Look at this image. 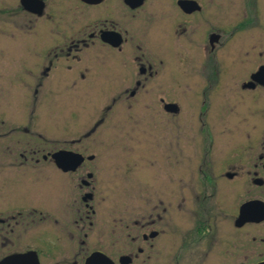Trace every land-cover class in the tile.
Segmentation results:
<instances>
[{
    "label": "flooded vegetation",
    "instance_id": "af4514ba",
    "mask_svg": "<svg viewBox=\"0 0 264 264\" xmlns=\"http://www.w3.org/2000/svg\"><path fill=\"white\" fill-rule=\"evenodd\" d=\"M5 1L11 30L37 44L13 79L33 102L47 85L108 95L48 150L29 142L34 109L0 111V264H264V0ZM115 106L168 146L131 161L83 144Z\"/></svg>",
    "mask_w": 264,
    "mask_h": 264
},
{
    "label": "rangeland",
    "instance_id": "374dc122",
    "mask_svg": "<svg viewBox=\"0 0 264 264\" xmlns=\"http://www.w3.org/2000/svg\"><path fill=\"white\" fill-rule=\"evenodd\" d=\"M17 5L15 2L14 6ZM7 7L5 0H0V10ZM0 111L6 116L21 119L30 117L34 109V123L30 128L29 142L36 148L52 149L62 146L70 133L80 137L85 128L100 117V109L107 88L98 86H52L47 85L38 90L36 102H33L34 87H24L13 79L24 78L23 71L38 62L37 44L22 31L11 30V26L0 15ZM13 80V81H10ZM118 105V104H117ZM120 108L115 106L108 114L103 126L83 144L87 146H110V158L135 159V146H168L167 130L156 131L144 137L132 130H127L122 124ZM119 122V123H118ZM36 126V127H35ZM141 135V137H140ZM180 138V136L178 135ZM178 142L181 146V140ZM173 146L176 142L173 140ZM31 146V147H34ZM116 147V148H111ZM117 146H125L126 150H118ZM131 148V152H130ZM114 149H117L113 151ZM119 151V152H117ZM40 154L37 157H40ZM118 154V155H117ZM135 169L132 167L131 175ZM131 182V183H130ZM126 183V201L133 196L132 181ZM118 184V183H117ZM129 184V185H128ZM117 189V185H115ZM122 189V188H121ZM119 189V190H121ZM118 190V189H117ZM116 190V194H119ZM124 195V194H121ZM119 195V197L121 196ZM115 196V195H114ZM115 201H118L117 196ZM53 264V263H50Z\"/></svg>",
    "mask_w": 264,
    "mask_h": 264
},
{
    "label": "water",
    "instance_id": "95a60500",
    "mask_svg": "<svg viewBox=\"0 0 264 264\" xmlns=\"http://www.w3.org/2000/svg\"><path fill=\"white\" fill-rule=\"evenodd\" d=\"M33 2H37V3H39V1H37V0H32ZM65 155V153H63V152H57V153H55V154H53L52 155V158H61V157H63ZM79 158L77 161L79 162L80 161V157H79V155H74V158ZM252 204L250 203H248V204H245V205H243L242 207H241V209H240V213H239V219H238V225H242L243 223H245V221H247V217H248V208L251 206ZM262 219H264V214H263V216H261V218H258L256 221H260V220H262ZM128 262H123V264H127Z\"/></svg>",
    "mask_w": 264,
    "mask_h": 264
}]
</instances>
